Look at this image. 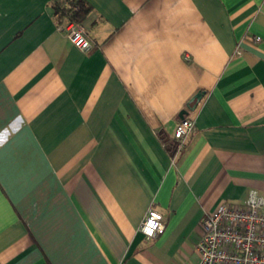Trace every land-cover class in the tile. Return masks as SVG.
Here are the masks:
<instances>
[{"label":"crops","instance_id":"0c3cea01","mask_svg":"<svg viewBox=\"0 0 264 264\" xmlns=\"http://www.w3.org/2000/svg\"><path fill=\"white\" fill-rule=\"evenodd\" d=\"M53 1L0 0V264H196L205 212L264 198V0H84V51Z\"/></svg>","mask_w":264,"mask_h":264},{"label":"built area","instance_id":"2783aa9c","mask_svg":"<svg viewBox=\"0 0 264 264\" xmlns=\"http://www.w3.org/2000/svg\"><path fill=\"white\" fill-rule=\"evenodd\" d=\"M65 36L79 50L90 47L84 27L70 21L63 27ZM257 39V37H255ZM192 127V120L182 117L171 130L178 151ZM201 234L195 244L196 264H264V198L253 189L240 204L220 202L200 219ZM163 230L162 215L148 208L138 225L144 238H153Z\"/></svg>","mask_w":264,"mask_h":264},{"label":"trees","instance_id":"16d2710c","mask_svg":"<svg viewBox=\"0 0 264 264\" xmlns=\"http://www.w3.org/2000/svg\"><path fill=\"white\" fill-rule=\"evenodd\" d=\"M51 7L55 23L61 29L70 21L81 22L90 10V6L84 0H56L51 3ZM158 136L168 153L173 156L175 141L161 133H158Z\"/></svg>","mask_w":264,"mask_h":264},{"label":"water","instance_id":"95a60500","mask_svg":"<svg viewBox=\"0 0 264 264\" xmlns=\"http://www.w3.org/2000/svg\"><path fill=\"white\" fill-rule=\"evenodd\" d=\"M203 95V91L198 90L196 91L186 102L185 108L186 110H192L195 107V104L200 99V97ZM185 109H182L178 112L179 118H182L183 115L186 113Z\"/></svg>","mask_w":264,"mask_h":264}]
</instances>
